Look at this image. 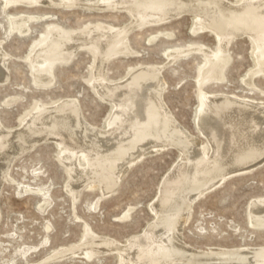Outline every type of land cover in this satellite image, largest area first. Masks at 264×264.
<instances>
[{
  "label": "bare ground",
  "instance_id": "1",
  "mask_svg": "<svg viewBox=\"0 0 264 264\" xmlns=\"http://www.w3.org/2000/svg\"><path fill=\"white\" fill-rule=\"evenodd\" d=\"M1 3L5 10L12 6L50 4L130 15L131 22L126 26L99 23L81 31L53 26L27 60L32 65L35 83V75L40 72L48 79L41 85L47 87L54 81L57 64L70 62L79 50L91 52L95 60L91 86L98 98L110 104L109 116L102 126H97L86 120L78 99L63 101L62 98L52 104L39 101L16 126L20 129L12 131L16 132L13 141L24 135L32 143L54 140L59 161L68 173L66 188L72 196V181L76 178L84 180L83 187L87 189L94 182L89 188H98L106 196L117 189L126 171L149 152L168 147L179 152L177 162L150 203L153 221L123 242L97 235L85 224L84 244L93 245L84 248L85 258L111 252L117 255L118 264H264V244L209 246L204 251L185 241L181 230L191 217L197 199L264 161V100L205 89L211 83L226 82L225 70L232 59L229 47L239 37H246L254 46L257 67L245 82L256 88L254 78L264 75V0H1ZM185 13L192 15L193 33L207 31L217 42L214 50L197 45L175 48L167 55L166 65L180 55L196 52L206 59L197 80L200 93L194 119L196 134L176 118L164 98L166 80L162 71L166 65H143L126 76L124 82L109 80L106 75L107 62L130 48L132 32L148 25L159 26ZM43 17L27 13L11 15V29L29 35L30 21ZM159 35L148 39L153 41ZM3 43L0 41V49ZM9 57L4 51L0 53V82L8 80L5 63ZM0 129H5L1 119ZM6 162L11 165V159ZM247 212L250 226L264 230V196L253 198ZM63 252L58 251L47 259L59 255L64 258L77 251L69 250L61 256Z\"/></svg>",
  "mask_w": 264,
  "mask_h": 264
},
{
  "label": "rangeland",
  "instance_id": "2",
  "mask_svg": "<svg viewBox=\"0 0 264 264\" xmlns=\"http://www.w3.org/2000/svg\"><path fill=\"white\" fill-rule=\"evenodd\" d=\"M97 10L50 4L12 6L5 10L0 0V41H4L0 53L4 51L10 56L5 63L8 80L0 82V119L5 127L0 129L3 136H0V264H118L117 255L111 252L95 254L92 259L84 257V248L93 246L84 244L85 226L88 224L97 235L121 242L140 233L153 221L150 203L163 178L177 162L179 152L174 147L163 152L152 151L126 171L113 193L102 196L100 189L89 188L94 182L85 189V181L76 178L72 181V196L66 188L68 173L59 161V150L53 139L37 143H32L27 135L11 139L16 133L12 131L20 129L16 126L39 101L52 104L62 98L63 101L78 99L86 120L103 125L109 116L110 104L98 98L91 86L95 67L91 52L79 50L70 62L57 64L53 83L46 85L49 88L42 87L41 83L48 79L40 72L35 75L38 84L35 83L32 65L27 61L53 26L81 31L99 23L126 26L131 22L128 13ZM20 13L45 17L30 21V34L23 36L11 29L10 16ZM191 16L185 13L159 26L148 25L132 32L130 48L107 62V78L124 82L132 71L143 65H166L168 53L175 48L198 45L216 49L217 42L211 33L192 32ZM166 32L173 35L167 37L163 34ZM155 34L160 35L149 41ZM229 52L232 59L225 70L226 82H214L205 89L264 100V75L254 78L256 88L245 82L257 67L251 41L246 37L236 38ZM205 65L204 55L196 52L180 55L162 71L168 106L194 134L198 133L194 125L200 93L197 80ZM2 139L5 143L1 144ZM6 159H11V165ZM247 170L195 201L191 217L182 225L185 241L204 251L209 246L233 248L264 244V230L252 228L247 214L250 201L264 196V161ZM69 250L77 252L64 258L59 255L47 259L58 251H64L62 256Z\"/></svg>",
  "mask_w": 264,
  "mask_h": 264
}]
</instances>
